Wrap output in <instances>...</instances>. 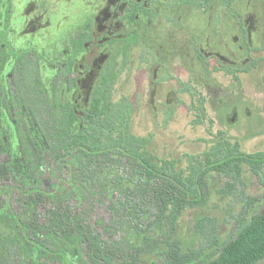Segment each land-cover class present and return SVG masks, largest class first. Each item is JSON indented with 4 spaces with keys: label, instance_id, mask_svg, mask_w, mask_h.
Wrapping results in <instances>:
<instances>
[{
    "label": "rangeland",
    "instance_id": "obj_1",
    "mask_svg": "<svg viewBox=\"0 0 264 264\" xmlns=\"http://www.w3.org/2000/svg\"><path fill=\"white\" fill-rule=\"evenodd\" d=\"M50 1L46 0L44 6ZM175 2L160 0L153 5L154 14L137 25V41L128 58L123 53V41L106 44L104 49L111 56L116 76L111 101L118 104L125 97L135 106L132 135L146 141L154 166L174 162L176 174L187 179L191 163L197 168L210 165L212 160L206 154L220 139L238 144L246 155L264 153V0H214L206 9L181 7ZM39 4L36 0H1L0 26L11 50L38 52L44 83L51 89L59 62L70 51V39L83 27L80 13L73 7L68 10L60 5V11L54 13ZM38 15L43 17V26L32 32L31 21ZM64 15L70 16V21L61 20ZM48 23L51 25L45 26ZM120 34L125 37L132 30L125 28ZM13 62L14 57L8 60L6 75L11 73ZM63 84L62 99L74 103L80 112L89 105L90 88H96L99 82L82 81L79 88L72 89ZM187 88L195 96L181 91ZM200 94L206 99L207 121L198 125ZM25 113L32 135L36 130ZM243 180L244 186L233 197L221 192L227 183L223 175H208L207 205L187 208L178 221L173 240L184 255L197 250L205 253L202 257L213 254V233L219 244L225 245L242 222H249L264 209V188L247 164L243 166ZM6 184L0 177V191L9 188ZM108 184L96 186L91 192L94 198L87 199L91 204L84 203L90 215L88 221L106 240L143 247L137 228L153 238L168 232L167 225L162 229L154 225V215L143 219L125 217L123 212L114 215L109 201L121 195ZM242 189L249 197L240 193ZM64 193L76 202L87 197L78 184L65 185ZM7 198L6 194L0 195V205ZM9 203L16 207L11 200ZM201 226L207 238L199 234ZM53 240L62 250V257L29 258L15 218L0 210V264H94L78 242L62 235H54ZM143 249L140 258L144 264H163L164 244ZM258 264H264V259Z\"/></svg>",
    "mask_w": 264,
    "mask_h": 264
},
{
    "label": "trees",
    "instance_id": "obj_2",
    "mask_svg": "<svg viewBox=\"0 0 264 264\" xmlns=\"http://www.w3.org/2000/svg\"><path fill=\"white\" fill-rule=\"evenodd\" d=\"M12 57V70L6 75L4 68ZM40 62L34 51L11 50L0 26V177L9 187L0 191L8 197L0 210L15 218L29 258L62 257L53 240L54 235H62L78 242L94 264H144L140 258L143 247L160 244L166 247L161 253L163 264H258L264 259V209L249 222H242L225 245L213 233L211 248L216 250L211 255L202 257L205 253L200 250L184 255L173 240L183 212L207 205L211 172L227 179L221 190L224 195L239 194L245 164L264 188V153L246 155L238 144L220 139L206 154L212 160L210 165L197 168L191 163L187 179H182L174 162L154 166L146 141L132 135L135 106L125 97L118 104L111 101L116 76L110 67L89 105L79 112L74 103L62 99V75L47 88ZM181 91L195 96L190 88ZM25 112L36 130L33 136ZM206 121V99L200 94L195 123ZM108 183L121 195L109 201L114 215L123 212L125 217L138 219L154 215V225L160 229L167 225L168 232L153 238L136 227L143 247L106 240L88 221L84 203L91 204L87 199L94 198L91 192L96 186L107 187ZM69 184H78L87 197L71 200L64 193ZM240 193L249 197L243 189ZM198 232L208 237L204 227H198Z\"/></svg>",
    "mask_w": 264,
    "mask_h": 264
},
{
    "label": "flooded vegetation",
    "instance_id": "obj_3",
    "mask_svg": "<svg viewBox=\"0 0 264 264\" xmlns=\"http://www.w3.org/2000/svg\"><path fill=\"white\" fill-rule=\"evenodd\" d=\"M36 1L37 3L40 1L38 7L52 9L54 13L60 11L58 9L60 5H66L68 10L73 7L71 8L73 11L80 13L79 21L83 28L77 32L76 36L70 39V51L65 54L67 58L59 62L60 66L53 79L54 82L62 75L61 82L66 83L67 89H72L76 86L79 88L82 81L87 82L92 79H96L100 83L108 67L113 71L111 56L104 49L106 44L123 41L125 43L123 53L128 58L131 48L137 41V25L144 18L151 17L156 10L153 5L160 2V0H51L49 6H44L46 0ZM213 1L177 0L175 4L181 7L198 6L206 9ZM65 10L68 12L67 9ZM69 17L64 15L61 20L66 21L67 19L70 21ZM42 18L39 15L33 17L31 21L32 32L43 26ZM253 24L255 25V23ZM49 25L51 23L45 24V26ZM257 25H259V22H257ZM125 28L131 29L132 34L123 37L120 32ZM252 32L251 28L248 29L250 38L252 37ZM28 51H34L39 56L35 50ZM95 89L90 88L92 94Z\"/></svg>",
    "mask_w": 264,
    "mask_h": 264
}]
</instances>
